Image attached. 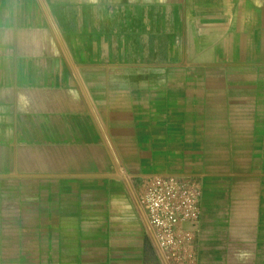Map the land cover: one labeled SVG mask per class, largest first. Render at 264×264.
Returning <instances> with one entry per match:
<instances>
[{
  "label": "crops",
  "instance_id": "crops-1",
  "mask_svg": "<svg viewBox=\"0 0 264 264\" xmlns=\"http://www.w3.org/2000/svg\"><path fill=\"white\" fill-rule=\"evenodd\" d=\"M144 174L264 264V0H0V264H150Z\"/></svg>",
  "mask_w": 264,
  "mask_h": 264
},
{
  "label": "built area",
  "instance_id": "built-area-1",
  "mask_svg": "<svg viewBox=\"0 0 264 264\" xmlns=\"http://www.w3.org/2000/svg\"><path fill=\"white\" fill-rule=\"evenodd\" d=\"M137 197L166 264H198L203 183L152 174L139 179Z\"/></svg>",
  "mask_w": 264,
  "mask_h": 264
},
{
  "label": "rangeland",
  "instance_id": "rangeland-1",
  "mask_svg": "<svg viewBox=\"0 0 264 264\" xmlns=\"http://www.w3.org/2000/svg\"><path fill=\"white\" fill-rule=\"evenodd\" d=\"M147 175H152V174H144V175H141L140 178L143 177V176H147ZM140 178H138L137 180H133V181L132 180H129L128 181L129 182L128 183V186L130 188V192H131V194H132V196H133V198L135 200V203L139 207H140V204H139V201H138V197H137V193L136 192H137V189H138V182H139V179ZM124 182H125V180L121 176V179H120V183H122L121 186H126L127 187V185H125ZM140 209H141V207H140ZM105 229H107V228H105ZM148 240L151 243V254H152V258L150 260V264H166L164 262L162 256L158 252L157 247H156V244H155L152 236H151V239L149 238Z\"/></svg>",
  "mask_w": 264,
  "mask_h": 264
},
{
  "label": "clouds",
  "instance_id": "clouds-1",
  "mask_svg": "<svg viewBox=\"0 0 264 264\" xmlns=\"http://www.w3.org/2000/svg\"><path fill=\"white\" fill-rule=\"evenodd\" d=\"M245 254H240L239 258H244Z\"/></svg>",
  "mask_w": 264,
  "mask_h": 264
},
{
  "label": "bare ground",
  "instance_id": "bare-ground-1",
  "mask_svg": "<svg viewBox=\"0 0 264 264\" xmlns=\"http://www.w3.org/2000/svg\"><path fill=\"white\" fill-rule=\"evenodd\" d=\"M144 216H145V214H144ZM146 218V217H145ZM147 221V220H146Z\"/></svg>",
  "mask_w": 264,
  "mask_h": 264
}]
</instances>
